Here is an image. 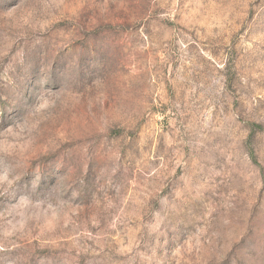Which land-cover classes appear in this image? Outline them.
Returning a JSON list of instances; mask_svg holds the SVG:
<instances>
[{"label": "rangeland", "instance_id": "374dc122", "mask_svg": "<svg viewBox=\"0 0 264 264\" xmlns=\"http://www.w3.org/2000/svg\"><path fill=\"white\" fill-rule=\"evenodd\" d=\"M0 264H264V0H0Z\"/></svg>", "mask_w": 264, "mask_h": 264}]
</instances>
